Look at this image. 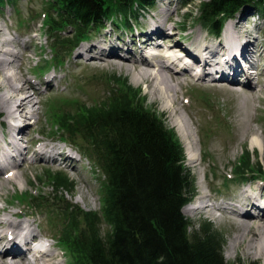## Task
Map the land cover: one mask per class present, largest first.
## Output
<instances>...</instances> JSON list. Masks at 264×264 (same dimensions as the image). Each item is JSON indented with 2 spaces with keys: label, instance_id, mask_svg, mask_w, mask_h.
Masks as SVG:
<instances>
[{
  "label": "trees",
  "instance_id": "trees-1",
  "mask_svg": "<svg viewBox=\"0 0 264 264\" xmlns=\"http://www.w3.org/2000/svg\"><path fill=\"white\" fill-rule=\"evenodd\" d=\"M8 1L0 0V11ZM156 1L51 0L47 23L57 36V51H71L109 20L133 29ZM193 2L181 0L183 6ZM199 7L200 24L216 34L228 18L245 10L264 19V0H205ZM67 29L70 35H58ZM128 83L113 76L104 100L56 114L61 136L79 143L101 180L99 211L70 201L62 206L67 221L62 243L71 264H228L223 235L209 221L196 228L183 212L196 195V180L178 135L164 117L139 102ZM251 160L248 155L240 162L238 176L252 173ZM51 184L61 195L74 187L61 173Z\"/></svg>",
  "mask_w": 264,
  "mask_h": 264
},
{
  "label": "rangeland",
  "instance_id": "rangeland-1",
  "mask_svg": "<svg viewBox=\"0 0 264 264\" xmlns=\"http://www.w3.org/2000/svg\"><path fill=\"white\" fill-rule=\"evenodd\" d=\"M50 1L9 0L10 4L0 12V21L3 26L7 25V31L12 33V37L16 40H18V37L20 38L17 48L24 52L21 69L27 77L32 78L36 83L38 82L36 84L37 89H35L38 94L37 100L39 99L40 103L35 108L40 107V111L44 114L40 116L38 123L27 120L28 129L23 136L28 134L29 128H34L32 136L27 135V138L29 140H40L35 144L36 146L43 141L51 142L53 140L52 143L56 144L63 152L64 149L72 150L77 158L76 164L79 172L75 173L71 169L56 171L40 168L38 176L33 171H28V178L32 184L28 185L24 180L22 181L28 190V194L23 195V197L27 201H32L31 207L45 217L46 227L60 236L67 225L64 212L61 210L62 206L70 201L84 210L99 211L102 204V191L100 173L97 172L96 165L79 148L77 145L79 143H74L76 141L72 143L65 142L68 140L61 136L60 130L57 128L56 114L62 112L74 113L83 105L88 106L101 102L108 96V91L113 87V76H116L122 80H128V84L137 90L139 102L144 104L147 109L155 110L164 117L166 125L175 130L178 138L184 144L183 136L171 124V111L165 110L161 103L152 101L149 88L144 83L137 84L133 81L134 72L132 69L128 71V68H122L118 65H106L102 69L92 68L97 64L103 67L106 62L101 61L97 56L90 57V52L79 55L80 50L93 44L108 46L111 41L108 37L110 31L114 37L120 35L123 41L126 37L132 41L134 37H138L136 33L145 32L151 26L154 17L161 16L164 18L169 12H171L172 20L168 21L167 24L176 23L183 37H186L192 31H201L202 34H210L211 41L217 40H214L208 29L199 22V5L201 1L205 0H195L187 6H183L181 0H157L156 5L150 11L145 10L140 18L133 23L138 27L137 31L135 30L132 33L129 30L130 27H126L121 23L119 26L109 20V23L107 22L109 26L106 30L101 32L92 30L90 35L92 39L89 42H84L71 51H67V47L57 51V47H55L57 36L51 32L47 23ZM167 7L170 8L168 12L164 11ZM249 12L252 11L240 12L234 19L244 18L246 28L254 34H258L262 43L264 19L258 20L257 16H251ZM230 24L231 21L226 24V27ZM66 32H69L68 35H70L71 30H63L58 35H66L64 34ZM35 34H38V36ZM167 37L166 34L158 38L162 40L161 43L163 44L164 39ZM24 40L29 41L28 46L25 45ZM113 41L115 40L113 39ZM133 43L135 44V42ZM137 48L138 46L134 49ZM137 50L136 56L139 57L140 50ZM93 51V54H96L99 48ZM129 65L133 67L132 62H129ZM191 68L195 69L197 67L194 65ZM261 68H264V57L260 68H257V66L251 68L248 66L247 68L256 85L261 84V76L257 73L261 71ZM180 76L185 83L186 76ZM193 79L195 82H201L197 81V78ZM203 80H206V82L211 81L207 78ZM213 81L220 83L222 87L230 86L223 80L213 79ZM235 85L237 86L230 87L237 89V95H229L223 91L216 93L200 90L194 88V86H185L178 94L180 103H177L176 106L188 120L193 131L198 158L197 163L191 165L185 148L186 164L192 170L196 179V197L191 205L197 204L202 194L211 196L210 200L206 199L208 204L213 205L214 202L242 204V202H245L244 192L247 189L252 190L253 188L259 191V185L264 187V102L256 99L249 100L244 91L245 88L240 84ZM184 90H188L186 95L183 94ZM184 104L189 109L190 114L184 110ZM197 125L201 127L200 133H197ZM248 125L255 128L256 134L261 138L262 148L252 145L250 136H244V131ZM44 134H49L51 138L41 139ZM230 142H232V147L228 148ZM27 154H29V151L26 156ZM248 155L252 157L249 169L252 173L244 176L236 175L238 165ZM58 157L62 158L61 155H58ZM30 161H34L33 158L28 162ZM58 173L68 176L74 185L72 190L61 191L62 195L56 192L51 184L52 178ZM80 174L86 179L87 184L78 179L81 177ZM253 176L255 178H252ZM248 178L253 179V181H249ZM255 179L258 180L254 181ZM8 194L10 196L12 194L17 195L16 199L21 197V195H18L20 191L15 192L11 186L8 187ZM253 212L263 214L255 209ZM185 215L196 224V228L199 227L200 223L210 221L214 228L223 235L225 239L224 257L228 264H264L263 255H246L242 247L238 250L232 249V243L239 236L242 229L241 227L235 228L229 222L220 218V212H216L211 217L204 210L202 213L197 211L194 214L185 213ZM103 228L106 229L107 226L104 225ZM58 253L59 257L56 259L55 264H71L73 260L71 254L65 245H62V242L58 248Z\"/></svg>",
  "mask_w": 264,
  "mask_h": 264
},
{
  "label": "bare ground",
  "instance_id": "bare-ground-1",
  "mask_svg": "<svg viewBox=\"0 0 264 264\" xmlns=\"http://www.w3.org/2000/svg\"><path fill=\"white\" fill-rule=\"evenodd\" d=\"M164 11L168 12L170 8L167 7ZM170 13L164 18L154 17L145 32L136 33L138 37L132 40L135 44L128 37L124 41L120 35L114 37L110 31L108 37L111 41L108 46L93 44L82 48L79 55L90 52V57L97 56L106 62L103 67L97 64L92 68L118 65L128 68V71L132 69L133 81L137 84L144 83L149 88L152 101L161 103L165 110L171 111V124L183 136L189 163L195 165L198 161L195 138L188 120L176 106L180 103L178 94L183 87L194 86L200 90L237 95V89L230 86L240 84L245 88L249 100L264 102V68L257 72L261 76L260 85L254 83L247 69L248 65L260 68L264 45L258 34L246 28V21L242 17L231 21L221 40L211 41L210 34L205 35L201 31H192L183 37L176 23L167 24L172 20ZM11 34L7 31V25L3 26L0 22V264H55L59 257V236L46 227L45 217L23 197L28 194V190L22 181L32 184L28 171L31 170L38 176L40 168L79 172L77 158L72 150L64 149L63 152L52 143L53 140L43 141L36 146L40 140L27 138V135L32 136L34 128H29L28 134L23 136L28 129L27 120L38 123L44 113L40 111V107L35 108L40 103L36 90L38 82L27 77L21 69L24 52L17 48L20 38L16 40ZM166 34L168 37L162 44L158 37ZM24 43L28 46L29 41L24 40ZM136 46V50H140L139 57L134 49ZM97 48L99 51L93 54V50ZM129 62L133 63V67ZM192 65L197 68H191ZM180 75L186 76L185 83ZM193 78L201 82H195ZM206 78L211 81L203 80ZM213 79L223 80L230 86L222 87ZM186 93L188 90L183 91V94ZM183 108L189 113L185 104ZM35 118L37 120L34 121ZM196 128L197 133H200V125ZM244 136H250L252 145L262 148L261 138L254 127L248 125ZM48 138H51L49 134H44L41 139ZM227 147L231 148L232 142ZM31 158L34 161L28 162ZM80 176L78 179L87 184L82 174ZM10 186L15 192L20 191L18 195L21 197L16 199L17 195L10 196ZM259 186V191L252 188L244 192L245 202L242 204L214 202L211 206L206 202L211 196L202 194L197 205L187 206L184 211L191 215L197 211L202 213L203 210L212 213L213 209L220 208L223 220L242 229L232 243V249L242 247L246 255L264 256V187ZM254 209L263 214L253 212ZM35 240H45L46 248L43 251L35 250L32 245ZM29 253L33 254L32 258Z\"/></svg>",
  "mask_w": 264,
  "mask_h": 264
}]
</instances>
